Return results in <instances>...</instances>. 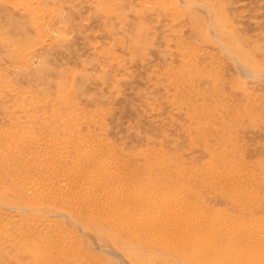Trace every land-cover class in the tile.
<instances>
[{"label":"rangeland","instance_id":"rangeland-1","mask_svg":"<svg viewBox=\"0 0 264 264\" xmlns=\"http://www.w3.org/2000/svg\"><path fill=\"white\" fill-rule=\"evenodd\" d=\"M0 264H264V0H0Z\"/></svg>","mask_w":264,"mask_h":264},{"label":"bare ground","instance_id":"bare-ground-1","mask_svg":"<svg viewBox=\"0 0 264 264\" xmlns=\"http://www.w3.org/2000/svg\"><path fill=\"white\" fill-rule=\"evenodd\" d=\"M12 143H13V142H12ZM12 143H11V144H12ZM12 147H13V148H16V149L19 148V146H12ZM52 153H54V152H52V151H46L44 154L46 155L47 158L51 159L53 156H55V154L53 155ZM58 154H59V153H57V155H58ZM46 157H45V158H46ZM55 157H56V156H55ZM56 160H57V159H56ZM44 162H45V160H44ZM57 162H58V161H57ZM46 163H47V162H46ZM43 165H44V164H43ZM45 165H46V164H45ZM44 167H45V166H44ZM51 167H52L54 170H58V169H59V165H58L57 163H55V162H52V163H51L50 168H51ZM62 168H63V167H62ZM53 169H52V170H53ZM54 173H55V172H54ZM42 186H43V185H42ZM44 186H46V185H44ZM45 188H46V187H45ZM47 189H48V188H47ZM52 190H53V189L51 188V193H53V194H50V195L48 196V199H50V198H52V196H55V195H56V194H54V191L52 192ZM29 192H32V191H29ZM36 192H37V190H36ZM36 192H35V193H36ZM49 193H50V191H49ZM49 193H48V194H49ZM30 194H31V193H30ZM38 194H39V193H38ZM41 194H42V193H41ZM45 194H46V193H45ZM36 196H38V195H36ZM43 196H45V195H43ZM59 196H60V195H59ZM59 196H58V197H59ZM62 197H64V196H62ZM46 201H47V198H46ZM48 203H49V202H48ZM32 204H33V203H32ZM125 211H126V210H125ZM126 213H127V212H126ZM142 219H143V218H142ZM142 219H141V220H142ZM247 258H248V257H247Z\"/></svg>","mask_w":264,"mask_h":264}]
</instances>
